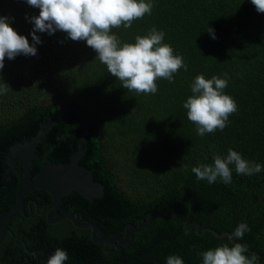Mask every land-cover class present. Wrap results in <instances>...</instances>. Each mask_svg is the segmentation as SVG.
<instances>
[{
    "label": "trees",
    "instance_id": "obj_1",
    "mask_svg": "<svg viewBox=\"0 0 264 264\" xmlns=\"http://www.w3.org/2000/svg\"><path fill=\"white\" fill-rule=\"evenodd\" d=\"M152 2L151 15L133 21L131 28H113L111 34L122 43H135L136 36L147 35L152 27L162 30L164 43L183 56L188 70L181 68L174 83L158 79L154 95H137L122 87L86 42L72 41L62 31L36 33L42 41L37 55L5 57L0 71L9 86L0 95V168L6 156L1 150L8 153L16 139L36 136L42 122L59 115L60 99L73 102L75 113L47 133L53 134L50 147L58 146L49 159L68 163L78 149L81 119L95 121L98 127L91 126L80 163L94 170L105 194L89 200L73 191L62 197L57 214L77 213L81 222L98 223L101 237L124 235L129 223L139 225L155 211L166 216L186 212L201 230L219 233L232 234L247 223L250 231L236 243L247 245L246 255L255 253L258 264H264V198L254 205L264 195V13L251 0ZM39 11L26 0H0V16L10 18V26L30 44L34 25L28 18ZM224 73L230 77L224 92L235 99L238 111L223 131L200 137L183 104L197 75L211 79ZM72 128L74 136L60 146L57 135ZM230 148L260 164L261 172L238 175L230 166V184L220 178L213 184L197 180L192 167L214 164L213 156L224 157ZM40 168L41 158L35 157L32 178ZM17 184V177L0 170V215L16 204ZM52 200L41 189L26 196V214L32 210V216L19 212L8 222L12 233L7 231L0 241V264H47L57 248L69 254L65 264H166L170 255L180 256L184 264H203V252L235 244L210 231H186V218L176 215L153 218L120 251L111 245L107 248L112 251L105 253L103 244L93 241L91 229L78 228L69 219L49 223ZM44 207L46 212L39 214Z\"/></svg>",
    "mask_w": 264,
    "mask_h": 264
},
{
    "label": "clouds",
    "instance_id": "obj_2",
    "mask_svg": "<svg viewBox=\"0 0 264 264\" xmlns=\"http://www.w3.org/2000/svg\"><path fill=\"white\" fill-rule=\"evenodd\" d=\"M26 3L39 9L38 16H32L29 22L34 25L31 32L32 43L26 36L19 35L10 25L11 19L0 16V71L5 67V57L14 60L19 55L36 56L37 47L42 43L36 33L54 35L57 31L67 34L72 41H84L97 53L96 59L106 65L108 72L116 77L122 87L140 94H156L160 78L174 83V75L181 68L188 70L182 55L174 54L173 47L164 43L165 33L152 27L147 35L136 36L135 43H122L118 36L111 34L113 28L121 25L128 29L132 22L145 14L151 15L154 8L152 0H26ZM258 13H264V0H251ZM215 39V32L207 28ZM211 58V57H209ZM230 77L227 73L206 79L197 75L191 84L192 95L183 107L187 118L196 126L195 131L203 137L223 131L229 117L238 111L235 99L224 90ZM9 86L0 77V95L7 92ZM135 110V109H134ZM133 110V111H134ZM214 164H200L191 171L197 180H207L213 184L218 178L225 184L232 182V167L238 175L252 176L261 172L262 166L246 160L242 155L228 149L226 156H213ZM250 231L247 223L239 224L229 237L230 240L242 239ZM248 253V246L235 243L227 244L203 252V264H258V256ZM69 259L66 250L57 248L47 260V264H65ZM166 264H184L177 255L167 257Z\"/></svg>",
    "mask_w": 264,
    "mask_h": 264
},
{
    "label": "water",
    "instance_id": "obj_3",
    "mask_svg": "<svg viewBox=\"0 0 264 264\" xmlns=\"http://www.w3.org/2000/svg\"><path fill=\"white\" fill-rule=\"evenodd\" d=\"M69 108L71 109V106H69ZM69 115V113L61 112L58 116L56 115L54 117H49L48 120L42 122L38 134L34 136L32 140L13 149L14 157L11 158V163L13 166H15L17 164V160L20 161L22 164V169L17 173L18 184L16 204L10 210L2 212L0 215V241L7 231L11 232L8 227V222L11 219H13L19 212L27 215L25 198L31 193V191L35 189L45 190L52 196L53 200L51 202V209L47 213L49 223L56 224L62 220L69 219L78 228L91 229L93 241L97 244H103L105 253L112 251L107 248L111 245L116 247V252L120 251L124 245H127L132 241L135 233L146 228L155 217L161 220H170L176 215H182L186 218L184 224L186 231L195 229L198 235H204L210 231L219 238L231 236L230 232L219 233L212 228H204L201 230V224L198 222H193L191 216L183 211H176L168 216L159 211L152 212L146 219H142L139 225L129 223L126 226L124 235L120 233H113L108 237L100 236L102 230L98 223L81 222L77 213H65L55 216L62 197L73 191H76L89 200H93L95 197H102L105 194V184L101 181H97L94 178V170L89 169L80 163V160L84 157L87 151L84 148V143L87 141V137L90 134L89 129H85L82 132L78 149L71 156V160L68 163L43 159L41 168L38 173H36L34 178H32L30 175L31 168L34 163L33 159L35 157V147L42 141L43 137L50 128L61 122L64 117H68ZM96 124L97 123L95 122L94 125ZM263 198L264 195L259 201L255 202L254 205L259 204ZM42 213L43 211H39V214ZM31 216L32 210L30 215H27V217ZM230 241L232 243H236V240Z\"/></svg>",
    "mask_w": 264,
    "mask_h": 264
},
{
    "label": "flooded vegetation",
    "instance_id": "obj_4",
    "mask_svg": "<svg viewBox=\"0 0 264 264\" xmlns=\"http://www.w3.org/2000/svg\"><path fill=\"white\" fill-rule=\"evenodd\" d=\"M58 104H59V106L61 108V110L59 111L60 113L61 112H64V113H69L70 115H73L75 113V108L73 107V102L67 103L65 100H63V99L61 100L60 99L58 101ZM69 106H71V109L69 108ZM87 119L88 118H84V119L82 118L81 119V121H82L83 124L80 125V128L83 129L82 132L85 129H89V131L91 133V126L94 127V128H97L98 126H97V124L94 125L95 121H90L89 119L88 120ZM50 129L47 131V133L50 131ZM75 129L76 128H72V129H69V131H67V133H62V134H58L57 135V139L60 141V146H62V145H65L66 146L67 145L68 137L69 136H74ZM82 132H81V134H82ZM47 133L43 137L42 141L40 143H38L37 146L35 147V157L41 158V164H42L43 159L51 160V159H49V156H56L54 154L56 152V149L58 148V146H55L53 144L50 147V141H49V139H50V137L53 134H52V132H51V134H47ZM32 139L33 138H29V137H24V139H21V140L20 139H16L15 142L11 145L10 151L8 153H5L3 150H1L4 153V155H6V156L4 157V168L3 169L0 168V170H2L4 173H6L7 175H9V177L11 179H12L13 176L17 177L18 171H21V169H22V164H21L20 161L17 160V164L15 166H13L12 163H11V158L14 157V150L13 149L15 147H18V146L22 145V144L27 143L28 141H30ZM86 142H88V137H87V141ZM40 153H42V155H38ZM86 154H87V151H86ZM33 162H34V159H33ZM33 165H34V163H33ZM50 209L48 210V212L50 211ZM41 211H43V213H44L45 207ZM57 213H58V211H57ZM57 213H56L55 216L60 215V214H57ZM62 214H65V213H62Z\"/></svg>",
    "mask_w": 264,
    "mask_h": 264
}]
</instances>
